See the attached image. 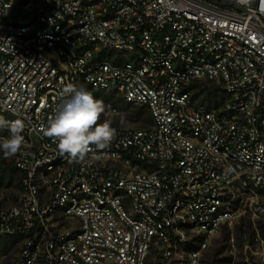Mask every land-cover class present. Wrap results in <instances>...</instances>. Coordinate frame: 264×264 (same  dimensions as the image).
Segmentation results:
<instances>
[{
    "label": "built area",
    "instance_id": "2783aa9c",
    "mask_svg": "<svg viewBox=\"0 0 264 264\" xmlns=\"http://www.w3.org/2000/svg\"><path fill=\"white\" fill-rule=\"evenodd\" d=\"M69 84L150 126L60 155L42 128ZM0 117L25 125L17 203L0 193L10 264H199L242 214L264 223V0H0Z\"/></svg>",
    "mask_w": 264,
    "mask_h": 264
},
{
    "label": "rangeland",
    "instance_id": "374dc122",
    "mask_svg": "<svg viewBox=\"0 0 264 264\" xmlns=\"http://www.w3.org/2000/svg\"><path fill=\"white\" fill-rule=\"evenodd\" d=\"M193 88L197 101L212 108L222 107L224 99L215 89L200 83L194 84ZM85 89L105 105V112L101 115L99 123L110 121L113 129H144L150 126L147 114L142 108L125 105L112 94ZM137 114L138 119L135 117ZM3 158L9 168L0 172V193L7 204L13 205L17 203L20 195L16 173L12 167L14 156L5 157L3 154ZM238 206L239 201L234 200V207ZM249 223L253 231L251 234H247ZM1 245L8 247V260H4L2 264H10L9 259L15 254L16 246L11 247L8 243ZM153 258L152 254L146 264H153ZM184 259L185 255L180 253L177 264H184ZM199 264H264V223L253 219L249 213L242 214L236 224L222 227L211 239L200 257Z\"/></svg>",
    "mask_w": 264,
    "mask_h": 264
},
{
    "label": "clouds",
    "instance_id": "9594fccd",
    "mask_svg": "<svg viewBox=\"0 0 264 264\" xmlns=\"http://www.w3.org/2000/svg\"><path fill=\"white\" fill-rule=\"evenodd\" d=\"M63 95L69 98L57 107L55 115L42 128L43 135L57 142L60 155L73 160H83L92 151V146L106 149L115 136V130L110 121L99 123L105 112L103 101L72 84L64 88ZM24 127L22 120L8 121L0 117V130L10 133L0 142V151L5 157L14 156L25 143L22 135Z\"/></svg>",
    "mask_w": 264,
    "mask_h": 264
},
{
    "label": "trees",
    "instance_id": "16d2710c",
    "mask_svg": "<svg viewBox=\"0 0 264 264\" xmlns=\"http://www.w3.org/2000/svg\"><path fill=\"white\" fill-rule=\"evenodd\" d=\"M128 106H130V105H128ZM135 117H136V119H138L139 115L137 114V115H135ZM8 168H9V164H6L4 162L3 153L0 152V172H2V170L8 169ZM16 178H17V176H16ZM252 232H253L252 231V227H251V224L249 223L248 226H247V234H251Z\"/></svg>",
    "mask_w": 264,
    "mask_h": 264
}]
</instances>
